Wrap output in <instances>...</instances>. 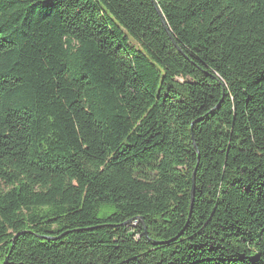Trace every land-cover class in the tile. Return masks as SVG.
Returning <instances> with one entry per match:
<instances>
[{"label":"trees","instance_id":"16d2710c","mask_svg":"<svg viewBox=\"0 0 264 264\" xmlns=\"http://www.w3.org/2000/svg\"><path fill=\"white\" fill-rule=\"evenodd\" d=\"M154 3L0 0V264H264V0Z\"/></svg>","mask_w":264,"mask_h":264},{"label":"water","instance_id":"95a60500","mask_svg":"<svg viewBox=\"0 0 264 264\" xmlns=\"http://www.w3.org/2000/svg\"><path fill=\"white\" fill-rule=\"evenodd\" d=\"M152 1H153V3H154V0H152ZM154 5H155V8H156L158 14H159L160 17H161V20H162V23H163V25H164V28H165L166 32L168 33V35H169V37L171 38V40H173V38L171 37V35H170L169 31H168V28H167V26H166V23H165V21H164L162 15H161V13H160L158 7L156 6L155 3H154ZM174 44H175V43H174ZM193 145H194V140H193ZM195 149H196V147H195ZM46 239H53V238H46Z\"/></svg>","mask_w":264,"mask_h":264},{"label":"rangeland","instance_id":"374dc122","mask_svg":"<svg viewBox=\"0 0 264 264\" xmlns=\"http://www.w3.org/2000/svg\"><path fill=\"white\" fill-rule=\"evenodd\" d=\"M129 44H130L131 47H133V48H135V49H138L137 44H136L133 40H130V41H129Z\"/></svg>","mask_w":264,"mask_h":264}]
</instances>
